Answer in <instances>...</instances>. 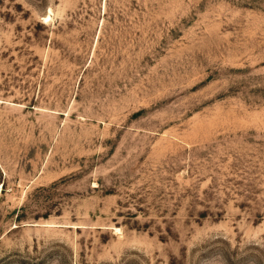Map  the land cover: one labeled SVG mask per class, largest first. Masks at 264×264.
<instances>
[{
  "label": "rangeland",
  "instance_id": "rangeland-1",
  "mask_svg": "<svg viewBox=\"0 0 264 264\" xmlns=\"http://www.w3.org/2000/svg\"><path fill=\"white\" fill-rule=\"evenodd\" d=\"M0 264H264V0H0Z\"/></svg>",
  "mask_w": 264,
  "mask_h": 264
},
{
  "label": "bare ground",
  "instance_id": "bare-ground-1",
  "mask_svg": "<svg viewBox=\"0 0 264 264\" xmlns=\"http://www.w3.org/2000/svg\"><path fill=\"white\" fill-rule=\"evenodd\" d=\"M48 18V17H47ZM117 229V228H116Z\"/></svg>",
  "mask_w": 264,
  "mask_h": 264
}]
</instances>
